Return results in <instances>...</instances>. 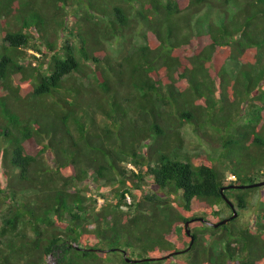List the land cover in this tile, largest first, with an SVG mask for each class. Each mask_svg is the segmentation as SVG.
Listing matches in <instances>:
<instances>
[{"label": "trees", "instance_id": "trees-1", "mask_svg": "<svg viewBox=\"0 0 264 264\" xmlns=\"http://www.w3.org/2000/svg\"><path fill=\"white\" fill-rule=\"evenodd\" d=\"M207 5L225 18L194 31ZM0 24V264H162L144 259L172 243L181 264H264V209L195 213L249 208L260 187L222 192L226 170L264 177V0H0ZM186 124L224 165L190 158ZM194 218L212 229L186 250Z\"/></svg>", "mask_w": 264, "mask_h": 264}, {"label": "rangeland", "instance_id": "rangeland-1", "mask_svg": "<svg viewBox=\"0 0 264 264\" xmlns=\"http://www.w3.org/2000/svg\"><path fill=\"white\" fill-rule=\"evenodd\" d=\"M232 11H234V7L231 8ZM225 16V15H224ZM222 13L218 12L216 10V8H212L209 5L205 6L203 8V10L198 13L192 20V28L194 31H198V28L202 29H208V25L210 21H215V22H220L222 20H224V17ZM142 23V20L139 22ZM138 31L139 33H144L147 31V27L145 25H139L138 27ZM135 41L138 43L141 42V39L136 36ZM4 39H3V35H2V25L0 24V48L2 47V45L4 44ZM123 43L117 39L115 41H111L108 43V47L111 50L112 53H114L115 55H119V53L122 51L123 49ZM131 48H132V42H131ZM30 52H34L33 49L29 50ZM105 117L104 116H99L96 120L97 123L102 124L101 121H103ZM107 119V118H106ZM182 132L184 134L186 143H185V151L190 155L191 159H194V157L198 154V153H202V154H207L209 156H211L212 158H214L217 164H221L224 165V163L221 161L222 157H221V149L214 146L211 143L205 142L204 140L200 139L195 132L193 131V127L190 124H186L183 129ZM143 151H145V149H142ZM142 151V152H143ZM124 164L127 166L129 165V167H135L133 162L131 161H126L124 162ZM128 167V166H127ZM136 168V167H135ZM226 173H230V170H226ZM227 175V174H226ZM259 181H263L264 177L263 176H259L258 177ZM91 183H93V185H96V182L94 180H91ZM93 186V187H94ZM144 186V192H156L157 187L156 185H154L153 183V178L152 176H148L145 179V184ZM237 192H241V191H237ZM254 193V192H253ZM109 194V199H111V193ZM182 195V192H180V196ZM230 197V199L233 200V198H231V192H229L228 194V198ZM177 198L175 196H171L170 198V202L174 204V206H176L177 204L175 203V201ZM114 200V199H112ZM226 201V200H225ZM178 202H181V199H179ZM227 203V202H226ZM203 207L206 205V202H202ZM221 207H223V216H228L229 214H231L230 209L225 205V204H220ZM237 211H238V216H237V224L240 225H250V226H255L257 224V222L260 221V218H258L259 215H261V212L259 213L260 210L264 209V186L260 187L259 190L256 191V193L251 195V205L249 206V208L246 209H242L240 208L238 205H236ZM207 211L209 212V207L207 208H199V210H197V212H195L198 216L215 222L217 221V217H215L212 214H208ZM1 220V218H0ZM191 229L195 230L197 228H205V230L207 231V233H210L209 229H212L211 227H207L206 224L204 223H194L193 225H190ZM177 248V244L176 243H172L169 245V247H166V250H158V251H154L152 250L151 252H149L147 255L148 256H155V255H160L165 253L166 251H169L170 253H173ZM168 249V250H167ZM182 250V249H180ZM166 255V254H165ZM184 255L185 253L182 254H177L176 256H172L171 259H169L166 262H163V264H181V262L184 259ZM29 258H26L24 260H18L16 262V264H23L26 260H28ZM56 263V259L54 256H49L47 264H55Z\"/></svg>", "mask_w": 264, "mask_h": 264}, {"label": "water", "instance_id": "water-1", "mask_svg": "<svg viewBox=\"0 0 264 264\" xmlns=\"http://www.w3.org/2000/svg\"><path fill=\"white\" fill-rule=\"evenodd\" d=\"M264 186V181H259V182H256V183H251V184H246V185H243V184H231L229 186H226V187H223L222 188V192H224L226 189H244V188H254V187H262ZM224 199L226 200V202L229 204V206L233 209L234 213L231 217H227L219 222H212V221H209V220H206L202 217L198 218L199 220L203 221L204 223L210 225V226H213V227H219L221 225H224L226 224L228 221L232 220V219H235L237 216H238V212L236 211V206L234 204V202L232 200H230L227 195H224ZM196 219H192L191 221H187L186 222V225H185V228H186V231L188 233V235L191 237V243H190V246L186 249V250H189L193 243L195 242V236L194 234L192 233V230L190 229V224L191 222L195 221ZM122 251L124 252V255L125 257L127 258V261L128 262H139L140 260L138 259H131L127 256V253L125 250L122 249ZM184 251V250H183ZM181 251V252H183ZM181 252H176V253H172L170 255H167V257L173 255V254H178V253H181ZM157 260V259H161V258H145L144 260Z\"/></svg>", "mask_w": 264, "mask_h": 264}, {"label": "clouds", "instance_id": "clouds-1", "mask_svg": "<svg viewBox=\"0 0 264 264\" xmlns=\"http://www.w3.org/2000/svg\"><path fill=\"white\" fill-rule=\"evenodd\" d=\"M128 167H129V165H127ZM135 166V165H134ZM136 167V166H135ZM129 167V168H131V169H133L134 171H138V168L136 167ZM227 175H226V177H225V181H226V183H227V185L226 186H229V185H231V184H233V182L234 181H236L237 179H238V176L235 174V173H233V172H231L230 171V173L228 172V173H226ZM230 175H235L236 176V178L235 179H230L229 178V176ZM264 181V180H263ZM259 182V181H258ZM226 186H224V187H226ZM131 198H132V200H131V202H129L128 201V199H127V204H124L123 205V208L124 209H129V207H130V205L131 204H133L134 203V199H133V197L131 196ZM230 199V198H229ZM231 200V199H230ZM99 207L104 203V199L102 198V197H99ZM235 204V203H234ZM237 204H235V206H236ZM231 211H233V209L231 208ZM236 211H237V208H236ZM238 212V211H237ZM232 214H230L231 216L233 215V213H234V211L233 212H231ZM230 215H228V216H223V218H227V217H231ZM198 218H200V217H198ZM197 218V219H198ZM237 218V217H236ZM195 219V218H194ZM223 220V219H222ZM191 221V220H190ZM201 221V220H200ZM219 222V221H218ZM192 223V222H191ZM191 225V224H190ZM208 225V224H207ZM190 227V226H189ZM190 229H191V227H190ZM192 230V229H191ZM193 233V232H192ZM190 237V236H189ZM191 238V237H190ZM191 243V242H190ZM190 246V245H189ZM188 246V247H189ZM187 247V248H188ZM186 248V249H187ZM183 250H185V249H183ZM183 250H178V251H175V252H173V253H176V252H181V251H183ZM124 253V252H123ZM127 253V252H126ZM183 252H181V253H178V254H182ZM170 254H172V253H170ZM170 254H166V255H164L163 257L161 256V257H154V258H161V259H157V260H160V261H162V264H163V262H166V261H168L169 260V258L171 259L172 258V256H174L175 254H173V255H171V256H169V257H167V255H170ZM177 255V254H176ZM127 256H128V254H127ZM148 258H153V257H148ZM150 261H156V259L155 260H150Z\"/></svg>", "mask_w": 264, "mask_h": 264}, {"label": "built area", "instance_id": "built-area-1", "mask_svg": "<svg viewBox=\"0 0 264 264\" xmlns=\"http://www.w3.org/2000/svg\"><path fill=\"white\" fill-rule=\"evenodd\" d=\"M229 178L230 179H235L236 176L235 175H230ZM127 198H128V201L131 202L132 198H131V196L129 194L127 195Z\"/></svg>", "mask_w": 264, "mask_h": 264}]
</instances>
